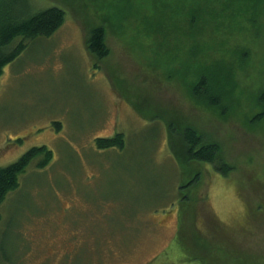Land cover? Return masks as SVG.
Listing matches in <instances>:
<instances>
[{"label": "rangeland", "instance_id": "374dc122", "mask_svg": "<svg viewBox=\"0 0 264 264\" xmlns=\"http://www.w3.org/2000/svg\"><path fill=\"white\" fill-rule=\"evenodd\" d=\"M40 1L66 19L0 77V167L34 147L54 158L0 206V264H202L188 261V235L219 248L205 264H264V5L190 42L187 23L167 33L177 20L161 0ZM99 26L110 56L96 68L86 38ZM207 66L228 76L215 113L188 98ZM187 128L218 145L228 176L184 161ZM116 134L124 150L96 148Z\"/></svg>", "mask_w": 264, "mask_h": 264}, {"label": "trees", "instance_id": "16d2710c", "mask_svg": "<svg viewBox=\"0 0 264 264\" xmlns=\"http://www.w3.org/2000/svg\"><path fill=\"white\" fill-rule=\"evenodd\" d=\"M34 1L41 3V6H36ZM170 2L171 0H161V5L164 6V13H167L168 16H173L177 20L170 25L167 33L170 32V29L173 33H176L178 31L177 25L187 23L189 34L186 35L185 33L183 38L189 37L190 42L196 40L194 38L198 34L196 32L198 28L203 32L207 30V28L203 29L201 27L203 24L210 25L213 28L211 30L212 35L216 32L219 34L217 31L219 25L234 15L235 11L245 12V10L251 9L257 14L262 5H264V0H189L178 7L170 5ZM13 7L16 9L14 10ZM65 19L66 14L62 9L54 6L44 8L40 0L0 1V77L4 69L15 62L27 50L30 43L37 39H46L54 35L63 26ZM161 24L169 26L168 22H161L160 26ZM106 38L107 31L102 26L95 27L87 33L86 49L95 59L94 67L96 68L98 66L97 63L104 61L110 56ZM204 61L209 62V57ZM204 68L203 71L206 74L195 76L192 79V83L188 86V98L195 104L203 105L205 109L215 113L217 110L215 106L217 100L215 99H222L224 96L222 95L221 97L219 95L216 97L211 95L213 93L211 91L217 88H220L221 91V87L226 86L228 82V76L218 66H215L216 71L212 66ZM256 105L260 111L257 112L254 120L261 123L264 121V91L256 100ZM55 125L57 130H59L61 125L59 123H55ZM172 128L170 127V131L173 130ZM19 141L21 142V140ZM181 144L185 162L211 165L224 176H228L233 171V167L223 161L218 145L207 141L195 129L187 128L183 131ZM95 145L99 150L118 149L122 151L125 149L126 141L124 135L116 134L112 138L96 139ZM53 158V152L48 148L34 147L24 153L16 162L0 167V206L10 193L19 188L20 177L26 173V170L34 161H37L36 167L38 169H44L53 161ZM198 177L193 181H189L182 188L193 187ZM184 215L185 213L182 211V217ZM193 237L191 235L187 236L188 247H184L185 253L189 258L188 261H199L202 264L211 262V253L213 255L216 254L219 248H216L215 251H213V248V252L203 248L208 245V241H204L201 246L191 245Z\"/></svg>", "mask_w": 264, "mask_h": 264}]
</instances>
